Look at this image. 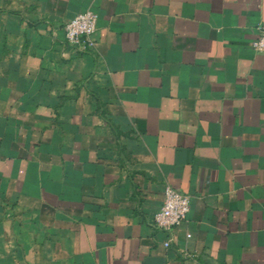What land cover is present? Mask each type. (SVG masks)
<instances>
[{"label":"crops","instance_id":"0c3cea01","mask_svg":"<svg viewBox=\"0 0 264 264\" xmlns=\"http://www.w3.org/2000/svg\"><path fill=\"white\" fill-rule=\"evenodd\" d=\"M261 22L264 0H0V264H264ZM166 185L190 196L171 229Z\"/></svg>","mask_w":264,"mask_h":264},{"label":"built area","instance_id":"2783aa9c","mask_svg":"<svg viewBox=\"0 0 264 264\" xmlns=\"http://www.w3.org/2000/svg\"><path fill=\"white\" fill-rule=\"evenodd\" d=\"M97 29V15L92 10H84L70 18L65 26V38L71 45L80 49L92 48L95 45L94 34ZM257 37L252 47L258 52H264V22L256 26ZM190 208V196L180 192L170 185L163 190V203L155 214V224L162 229H171L185 220ZM168 241L164 243L165 246Z\"/></svg>","mask_w":264,"mask_h":264}]
</instances>
